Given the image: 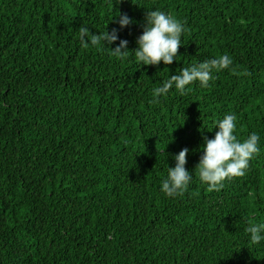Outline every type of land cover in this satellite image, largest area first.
<instances>
[{
	"label": "trees",
	"instance_id": "1",
	"mask_svg": "<svg viewBox=\"0 0 264 264\" xmlns=\"http://www.w3.org/2000/svg\"><path fill=\"white\" fill-rule=\"evenodd\" d=\"M136 2L0 0V264H264V242L245 231L264 223V0ZM150 9L185 24L171 65L135 60ZM118 13L133 20L118 33L125 59L119 40L81 45L80 28L111 32ZM222 54L233 64L208 87L150 102L171 75ZM228 113L261 151L209 190L195 168ZM184 148L193 180L169 198L161 181Z\"/></svg>",
	"mask_w": 264,
	"mask_h": 264
},
{
	"label": "clouds",
	"instance_id": "2",
	"mask_svg": "<svg viewBox=\"0 0 264 264\" xmlns=\"http://www.w3.org/2000/svg\"><path fill=\"white\" fill-rule=\"evenodd\" d=\"M133 3H138L132 0ZM119 17L118 19L116 17ZM118 28H113L99 34H89L87 26L80 28L79 41L84 48L106 47L117 40L119 44L111 48L113 54L119 59H125L128 55V40L120 39L118 33L124 27L133 23L127 14L118 13L111 18ZM186 32L182 20L168 11L150 9L146 14V23L143 32L136 39L137 47L134 49V57L138 65H159L161 61L165 65H171L178 61V50L183 44L182 37ZM233 64L228 54H222L204 60L190 67L182 68L178 74L171 75L160 86L152 89V101L159 102L161 96H167L169 91H175L184 95L190 85L199 82L201 87H208L209 82L215 80L216 74L230 69ZM238 117L235 113H228L222 119L215 122L218 126L214 138L204 137L201 145L202 155L196 170L199 180L207 185L209 190H220L226 180L244 176L252 158L259 154L260 135L253 131L244 139L238 138ZM212 129V128H211ZM209 128V130H211ZM188 148L174 154L175 166H168L167 175L161 181L160 191L169 198L183 195L188 190L192 180V171L186 168ZM248 241L253 245L264 242V223H249L245 229Z\"/></svg>",
	"mask_w": 264,
	"mask_h": 264
}]
</instances>
